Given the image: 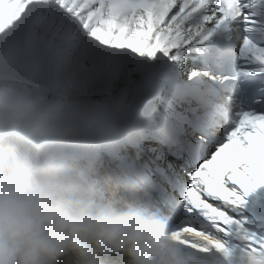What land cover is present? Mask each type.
<instances>
[{
    "label": "snow or ice",
    "instance_id": "obj_1",
    "mask_svg": "<svg viewBox=\"0 0 264 264\" xmlns=\"http://www.w3.org/2000/svg\"><path fill=\"white\" fill-rule=\"evenodd\" d=\"M127 59L164 111L155 142L109 130L107 164L182 244L264 264V0H0V96L61 114L68 84Z\"/></svg>",
    "mask_w": 264,
    "mask_h": 264
},
{
    "label": "clouds",
    "instance_id": "obj_2",
    "mask_svg": "<svg viewBox=\"0 0 264 264\" xmlns=\"http://www.w3.org/2000/svg\"><path fill=\"white\" fill-rule=\"evenodd\" d=\"M36 91L0 96V264H225L182 244L108 165L102 138Z\"/></svg>",
    "mask_w": 264,
    "mask_h": 264
},
{
    "label": "bare ground",
    "instance_id": "obj_3",
    "mask_svg": "<svg viewBox=\"0 0 264 264\" xmlns=\"http://www.w3.org/2000/svg\"><path fill=\"white\" fill-rule=\"evenodd\" d=\"M143 75L144 73L131 59L120 62L114 68L109 65L102 68L92 65L88 68L86 79L67 85L66 101H121L129 85L144 82Z\"/></svg>",
    "mask_w": 264,
    "mask_h": 264
}]
</instances>
